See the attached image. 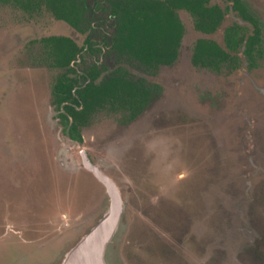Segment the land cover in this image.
I'll return each mask as SVG.
<instances>
[{
    "label": "rangeland",
    "instance_id": "rangeland-1",
    "mask_svg": "<svg viewBox=\"0 0 264 264\" xmlns=\"http://www.w3.org/2000/svg\"><path fill=\"white\" fill-rule=\"evenodd\" d=\"M242 1L261 28L248 67L242 57L232 72L193 66L199 39L223 45L228 27L247 24L226 12L222 26L205 35L181 10L185 31L173 65L149 74L126 63L134 79L158 84L160 93L129 123L119 113H99L82 129L80 144L61 132L52 104L60 71L49 65L38 41L66 36L84 46L87 34L43 7L29 13L0 3V195L28 194L42 213L64 206V199L79 202L83 227L70 236L68 250L110 204L105 187L79 168L83 150L117 185L124 207L107 262L116 241L131 240L138 251L131 264H186L182 257L191 264H264V0ZM87 4L93 48L83 50L75 69L84 73L98 63L108 77L117 62L109 50L114 18L104 0ZM59 161L77 167L74 174ZM54 176L58 188L51 184ZM10 179L18 186L6 185ZM75 215L67 222L75 223Z\"/></svg>",
    "mask_w": 264,
    "mask_h": 264
},
{
    "label": "trees",
    "instance_id": "trees-1",
    "mask_svg": "<svg viewBox=\"0 0 264 264\" xmlns=\"http://www.w3.org/2000/svg\"><path fill=\"white\" fill-rule=\"evenodd\" d=\"M9 1V0H4ZM27 12L42 7L55 19L69 24L81 33L90 28V9L86 0H14ZM114 18L115 34L111 50L118 65L113 73L97 82L100 71L92 66L88 82L77 88L73 64L81 48L66 36H51L42 40L50 64L63 73L56 79L53 93L64 128L71 140L82 142L81 128L87 126L100 111L119 113L125 121L138 116L154 98L156 86L144 79H133L126 63L137 64L151 72L161 65L173 64L179 54L184 25L178 12L191 14L194 27L205 35H213L223 23L226 12H234L247 25L235 22L225 30L223 45L215 39H199L192 55L196 67L219 73L240 65L242 55L251 63L253 52L261 40V28L242 0H104ZM90 42V38H87Z\"/></svg>",
    "mask_w": 264,
    "mask_h": 264
},
{
    "label": "flooded vegetation",
    "instance_id": "flooded-vegetation-1",
    "mask_svg": "<svg viewBox=\"0 0 264 264\" xmlns=\"http://www.w3.org/2000/svg\"><path fill=\"white\" fill-rule=\"evenodd\" d=\"M86 2H87V0H86ZM0 3L4 4V5L14 4V5L20 7L21 9H23L14 0H9V1L0 0ZM43 8L46 9L45 7H43ZM89 9H90V7H89ZM37 12L39 13L40 11L38 10ZM90 12H91V9H90ZM231 12H233V11L231 10ZM29 13H36V12H29ZM89 19H90V17H89ZM58 21H61V20H58ZM240 21L243 22L241 19H240ZM243 23H245V22H243ZM73 30H75L76 32H78L80 34H87L86 40H85L86 45H84V46L78 45L77 42L72 37H69V38L73 39L76 42V44L81 48L80 55H79L78 59L75 61V63L73 64V69L75 70V73L71 75V77L77 81V88L83 87L88 82H90V78L88 77V71L92 66H96L97 69L101 73L100 78L97 80V82L101 81L104 78H107V77H103V74H102L104 67H100V65L98 63H93L84 73H78L77 72V70L75 69V64L78 61L82 60L81 55L83 53V50L87 49L89 51H92V48H93V40L90 36V32L92 30L91 20H90V28L85 33H81L74 28H73ZM54 36H56V35H54ZM49 37H51V36H49ZM45 38H48V37L41 38L38 41V43H40V45L42 46L43 53L45 54V57L49 60L48 54H47V49L42 42V40ZM87 38H90V42L87 41ZM109 50L116 56V61H117V55L111 50V43L109 44ZM241 57L244 59V63L248 67L251 63L247 62L246 59L242 55L240 56V59H241ZM191 63H192V60H191ZM173 64H171V65H173ZM49 65L54 69H58V68L53 67L50 64V60H49ZM117 65H118V61L116 62L115 68L117 67ZM171 65H168V66H171ZM124 66L127 69L126 64ZM161 66H167V65H161ZM161 66H159V67H161ZM159 67L152 70L151 72L147 71L145 68L144 69L149 74H152ZM239 67H240V65H239ZM115 68H114V70H115ZM237 69H234L232 71H235ZM58 70L60 72L56 76V78L53 82V85H52V96H53L52 97L53 98L52 104L54 105V107L57 110V118L56 119H57L58 123L61 125V132L63 133V135L66 136L69 141H71L73 143H77V144L79 143L80 144V143L84 142V137L82 135V129H84L85 127H88L99 113L107 112V111H100V112L96 113L94 115V117L92 118L91 122L87 126L81 128L80 132H81V136H82V142L71 140L70 137L66 133V128H64L63 118L60 116L63 109L62 108L58 109L55 102H54L55 96L53 93V87H54L56 79L63 73V71L61 69H58ZM113 71H112V73H113ZM222 71L232 72L228 69H224ZM128 72H129V70H128ZM221 72H219V73H221ZM214 73H216V72H214ZM129 74H130V72H129ZM130 76H131V74H130ZM138 79H144L150 85L156 86L157 92H156V95L154 96V98L160 93L161 87L158 84L150 83L145 78H138ZM138 79H135V80H138ZM152 100L150 101L148 106L151 104ZM142 112L140 114H142ZM138 116H136L134 119L129 120V121H125L122 117L121 118H122L123 122L129 123V122L134 121ZM65 152L68 153L67 150H65ZM84 156L86 157L89 164L97 167L103 173V171L90 159L88 154L83 150L80 152L81 164H79V166H80L79 168H83L87 173H91L95 177L97 183H101L105 187V185L95 176V174L86 168L85 162H84ZM59 163L63 169H66L68 171L70 170L69 172L72 174H74V172H75L72 170H75L77 168L75 165L76 168L73 167V169H71L69 163H67L65 161H63V162L59 161ZM103 174L106 177H108L105 173H103ZM26 178L21 179V181L25 182L26 180L30 179V177H26ZM108 178H110V177H108ZM52 179H53L51 182L52 186L56 185L57 188L60 187V185H59L60 179H58L57 176L56 177L54 176ZM15 181L16 180L10 179L7 181L6 185H8V186L17 185L18 186V184H19L18 181L17 182H15ZM105 189H106V187H105ZM60 191L56 192V196L54 199H56L57 196H59L61 194ZM106 192H107V189H106ZM107 195L109 196L108 192H107ZM75 198L79 199L78 196ZM109 199H110V197H109ZM34 202H35V200L32 197H30L28 194H21V195L17 196L15 194V192H13V193L1 192V195H0V264H63L68 252L73 247H75L76 244L97 224L101 215L106 211L105 210L102 214H100V216L98 215L94 219V223L91 225V227H89V229L68 250L65 251L66 245H67V242H68L70 236L73 233L77 234L78 232H80L82 230L83 221L81 218L83 215H81V213L79 214L78 211L81 212L80 210H82L83 207L78 210L79 202H77V203L75 202L76 204H72V202L68 203V201L64 199V202H63L64 206L58 207V208L53 207L51 209H46L45 212H47L48 214H45V212L42 213L43 208L41 206L40 207L35 206ZM67 204H69L71 206H67ZM52 212H59L57 214L58 216L57 215L51 216ZM74 212H76V215ZM41 213L45 214V215H42ZM72 215H75V223L67 222L69 217ZM38 217H41V218H38ZM38 219H40V222L37 221ZM41 220H43V221L41 222ZM117 237H119V234ZM122 242L123 241H121V240L119 242L116 241L113 244V246L110 248L109 255H108V262H107L108 264H127V263L131 264L133 259H135L134 257H137L138 251L135 249V245H136L135 243L136 242L131 241V240H126V241H124L125 243L124 242L122 243ZM182 259H183V263L191 264L190 258L182 257Z\"/></svg>",
    "mask_w": 264,
    "mask_h": 264
},
{
    "label": "water",
    "instance_id": "water-1",
    "mask_svg": "<svg viewBox=\"0 0 264 264\" xmlns=\"http://www.w3.org/2000/svg\"><path fill=\"white\" fill-rule=\"evenodd\" d=\"M84 162L86 168L105 185L110 204L97 224L68 252L63 264H107L108 248L119 234L124 207L117 185L89 164L85 156Z\"/></svg>",
    "mask_w": 264,
    "mask_h": 264
}]
</instances>
